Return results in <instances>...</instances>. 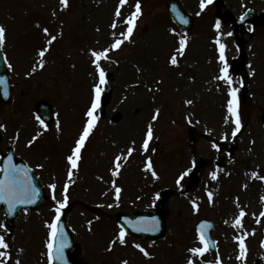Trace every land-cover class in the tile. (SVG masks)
Wrapping results in <instances>:
<instances>
[{"label":"rangeland","instance_id":"obj_1","mask_svg":"<svg viewBox=\"0 0 264 264\" xmlns=\"http://www.w3.org/2000/svg\"><path fill=\"white\" fill-rule=\"evenodd\" d=\"M119 1L67 0L65 5L61 0H0V25L6 29L3 47L11 62L14 83L12 101L0 102V125H3L0 151L9 144L16 146L34 167L43 165L37 171L43 184L60 185L66 168L63 158L73 145L83 116L85 121L88 119L86 112L95 95L94 86L99 83L92 52L110 49L108 59L100 60L106 81L101 85V93L112 87L113 97L104 110L99 106L94 112L96 126L87 138L81 170L71 185L75 204L67 218L71 228L78 230L77 257L88 264H124V261L187 264L189 259L194 264H215L217 259L221 264H264V236H248L234 218L240 215L237 213L240 204L248 212L244 222L248 224L250 211L257 213L264 202L262 192L258 193L254 186L248 187L244 175L245 178L238 179L241 187L238 185L230 193L229 200H224L223 195L219 198L218 194L220 190L226 193L230 183L228 170L234 161H242L252 170L264 165V26L244 32L246 42L242 51L248 59L251 99L239 108L240 121L243 114L247 123L237 138L243 149L232 157L217 151L218 141L230 140L235 128V118L224 106L229 88L221 85L226 86L227 82L217 79L225 63L237 55L230 16L238 15L246 7L264 13V0H224L226 8L222 12L212 3L200 9L201 0H182L185 8L197 16L194 29L187 33L171 24L165 14V0H143L145 3L135 20L140 30L137 40L130 37L118 49H111L112 43L127 31L126 20L134 12L124 6L117 16ZM181 38L190 43L183 54L178 51ZM217 39L225 46L224 61L220 60ZM45 49L41 57L40 52ZM173 55L177 58L175 65L170 63ZM229 76L230 88H236L238 78ZM40 100L48 101L55 116L64 119L67 129L54 139L47 137L53 130L48 133L37 121L36 104ZM157 109L159 113L153 120ZM55 123L50 127H56L58 123ZM149 124L153 136L145 151L142 145ZM34 138L42 139L35 141L36 148L30 151L27 146ZM245 147L252 148L254 153L248 150L250 156L247 155ZM129 148L134 149L131 155ZM117 156L121 157L118 170ZM199 157L205 160L200 169L202 183L187 191L188 175ZM149 159L151 170L146 167ZM212 160L225 163L216 167ZM212 173H217L218 181L212 178ZM163 189L173 192L161 205L166 212L167 231L153 243L142 241L149 256L127 241V248H121L123 244L118 239L105 236L101 230L98 235L86 232V219L89 222L92 211L98 209L113 215L117 211L154 210L160 205L159 194ZM209 191L215 197L210 199ZM234 194L240 195L234 196L239 198V203ZM56 207L57 204L47 203L39 209L21 211L12 231H8L4 211H0V236L9 245L0 249L9 254L0 257L4 264H17V261L45 264L46 230L52 223V213L53 217L56 215ZM202 216L215 220L218 255L208 251L195 256L189 252L193 247H202L199 238L195 240L197 235L193 230ZM253 221L252 218V224ZM95 224L109 234L118 230L109 215L93 218L91 226ZM255 228L264 229V219L252 231ZM238 237L243 238L246 246L242 258H238L241 254Z\"/></svg>","mask_w":264,"mask_h":264},{"label":"snow or ice","instance_id":"obj_2","mask_svg":"<svg viewBox=\"0 0 264 264\" xmlns=\"http://www.w3.org/2000/svg\"><path fill=\"white\" fill-rule=\"evenodd\" d=\"M61 2L65 5H67V0H61ZM126 2V0H121V5H123ZM212 0H201L200 7L203 9L206 7L208 3H211ZM136 10L131 14L130 17L127 18L126 23L128 25L127 31L120 34V39H116L114 43L111 45V49H118L121 44L124 42V40L130 39L132 35L133 28L135 26V20L140 13V3L139 0H137ZM116 15H120V9L117 8ZM243 19V17H241ZM184 23H187L188 21L185 19L183 20ZM115 23H113L112 27L115 28ZM220 22L217 21L216 28L219 29ZM44 31L47 33L48 29L45 28ZM6 38V29L3 25H0V47H3L4 42ZM54 40L55 37H52ZM51 43V41H49ZM217 44L220 45V60L224 61V45L220 44L219 39L216 41ZM186 45V38H181L180 40V48L179 52L180 54H183L184 48ZM45 50H42L40 52V56L43 57ZM110 49H104L102 51L92 52V56L94 57L92 63L96 65L97 71L99 72V83L94 86V98L92 100L91 107L86 112V116L88 117L87 121L85 122L83 126V130L80 133L79 139L75 142V147L72 149V155H69L67 157V160L69 164L71 165L68 175L71 177L72 175V169L77 167V161L80 158V151L83 148L85 141L91 134L93 128L96 126L97 118L94 116V112L97 108L100 106V94H101V85L106 83L105 81V72L103 68L100 66V60L101 59H108V52ZM170 63L175 65L177 64V58L175 55L171 57ZM11 67V65H9ZM222 75L220 77H217V79L225 80L229 85L232 84L231 77L228 75V66L225 63L224 67L221 68ZM5 81L3 79H0V84H3ZM239 89L238 88H230L229 95L231 96V99L228 101V112L231 114L232 117L235 118V128L233 130V135H235L237 132L240 131L241 128V121H240V115H239V103L237 99V93ZM7 94V89H5V95ZM187 103L191 104L192 101H187ZM159 113V110H156V115H153L152 119L155 120L157 118V115ZM41 124H43V121H40ZM0 127H3V125H0ZM153 136V129L151 124H149L147 133H146V139L143 142V149L145 151L148 150L149 141L152 139ZM35 139V138H34ZM31 143V142H30ZM215 147V145H213ZM134 151V149L129 148L128 149V155H131V153ZM121 160L120 156L116 157V169L118 170L120 168L119 161ZM38 167H43V165H38ZM147 169H152V162L151 159L148 160ZM153 176L156 175V173L152 172ZM253 176H256V173H252ZM213 179L216 178V174L212 173ZM264 179V177H262ZM179 182V181H178ZM51 188L55 189V185H51ZM68 185H65V193L67 192ZM120 189H116L117 196H119ZM39 190L35 188V186L32 184V181L28 175V170L24 168L23 166H18L12 163V157H8V163L4 167V175L3 178L0 179V201L6 202L8 205V209L11 211L13 210L17 204H32L35 203L36 198L38 197ZM212 194L209 193V198L211 199ZM55 199V197H53ZM68 202L67 195H65L63 202L57 201V207L55 208L56 216L53 219L52 223L48 224L47 227L50 229L49 232V240L47 242V248H48V259L49 264H52V261L55 260H61L64 261V250L69 245V241L67 238V235L64 233L62 227L59 225L60 221V215L61 210L66 206ZM195 206V205H194ZM245 215L244 211H240L239 217L236 219V225H241V218ZM264 215V213H262ZM207 223L201 224L199 228V241L203 245L202 247H193L189 249V252L195 256H203L206 252L210 249V244L208 240L205 237V228L208 227ZM145 231H157L158 230V224L155 222V219L153 218V227L151 228H145L143 229ZM59 236V243L56 244V239ZM125 232L124 229L121 228L120 236H119V242L121 244L125 243ZM237 239L240 240V247H241V254L240 257L242 258L245 255L246 252V246L244 244V240L242 237H238ZM115 243V242H113ZM9 245L6 243L3 236H0V249H7ZM135 247L139 249L145 256H149V253L140 245L136 244ZM9 254L6 251H0V257H7ZM0 264H4L3 260H0ZM17 264H19V261H17ZM124 264H127V261H124ZM187 264H194V261L192 259H189L187 261ZM215 264H221L220 260L217 259L215 261Z\"/></svg>","mask_w":264,"mask_h":264},{"label":"water","instance_id":"obj_3","mask_svg":"<svg viewBox=\"0 0 264 264\" xmlns=\"http://www.w3.org/2000/svg\"><path fill=\"white\" fill-rule=\"evenodd\" d=\"M168 6H169V12L171 14V16L174 19L179 20L180 18H185L187 19V16L184 14V12L182 11V9L179 7L178 3L175 0H169L168 2ZM184 20V19H183ZM189 20V18H188ZM192 25V24H191ZM2 49L0 47V79H3L5 82L3 84H0V94L2 93V95L5 97L6 100L9 99L10 97V92H9V88H8V84H7V80L6 78H8V75L6 74V69H5V65H4V59L1 55ZM5 89H7V94L5 95ZM109 99L108 96L105 97V102H107ZM41 114L42 116L45 118L46 121H48L50 119V111L49 109L45 108V107H41ZM8 160L7 158H5L2 162V176L0 177V179L3 178L4 175V167L5 165H7ZM32 184L34 185L36 183V181L34 179H31ZM35 181V183H34ZM37 184V183H36ZM38 188V187H37ZM39 190V189H38ZM46 196L45 194L39 190L38 193V197L35 200V203L32 204H17L16 207L13 210H9L8 209V205L6 202L0 201V208L2 206L6 207L7 210V218H8V223L10 225H12V220L14 219L15 215L17 214L18 210L20 208H32V207H37L42 205L45 202ZM159 216H154V214L152 215H147V217H140L137 218L134 222H129V224L127 225V228L134 232V233H139V234H143V235H147L149 237H153V238H157L159 235L163 234L164 231V218L163 215L158 214ZM153 218L155 219V222L158 224V230L157 231H145L143 229L145 228H151L153 227ZM141 219H146V224L145 225H139L137 224V221L141 220ZM204 224V223H201ZM200 224V225H201ZM207 225H209V223H207ZM212 231L211 226L209 225L208 227L205 228V237L208 240L210 247L215 250L214 245L215 242L214 240L210 237V232ZM68 251V250H67ZM65 255L67 260H69V262L71 261V257L69 255L66 254V250H65ZM61 261V260H60ZM58 262V260H57ZM57 262H55L56 264H58ZM72 261L69 263L71 264ZM67 264V263H64Z\"/></svg>","mask_w":264,"mask_h":264}]
</instances>
